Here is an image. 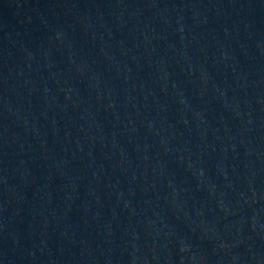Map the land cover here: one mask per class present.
I'll use <instances>...</instances> for the list:
<instances>
[{"label": "water", "instance_id": "1", "mask_svg": "<svg viewBox=\"0 0 264 264\" xmlns=\"http://www.w3.org/2000/svg\"><path fill=\"white\" fill-rule=\"evenodd\" d=\"M0 236L264 264V0H0Z\"/></svg>", "mask_w": 264, "mask_h": 264}]
</instances>
